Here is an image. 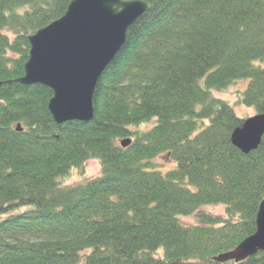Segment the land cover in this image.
<instances>
[{"label": "trees", "instance_id": "16d2710c", "mask_svg": "<svg viewBox=\"0 0 264 264\" xmlns=\"http://www.w3.org/2000/svg\"><path fill=\"white\" fill-rule=\"evenodd\" d=\"M71 1L0 0V264H223L255 233L264 135L234 148L244 120L217 96L246 80L237 105L264 114V0H127L148 8L98 80L92 120L57 126L51 91L15 81L28 38ZM89 161L99 176L63 186Z\"/></svg>", "mask_w": 264, "mask_h": 264}, {"label": "water", "instance_id": "95a60500", "mask_svg": "<svg viewBox=\"0 0 264 264\" xmlns=\"http://www.w3.org/2000/svg\"><path fill=\"white\" fill-rule=\"evenodd\" d=\"M147 8L140 1L72 0L61 18L28 38V60L23 76L15 83L39 85L51 91L47 110L57 126L67 122L89 123L98 80L124 45L128 29ZM3 84L0 82V87ZM16 131H20L19 125ZM263 135L264 114H258L244 120L232 132L230 142L247 155L258 148ZM130 143L125 139L120 145L127 148ZM255 225L253 235L213 261L237 264L264 252V199Z\"/></svg>", "mask_w": 264, "mask_h": 264}, {"label": "rangeland", "instance_id": "374dc122", "mask_svg": "<svg viewBox=\"0 0 264 264\" xmlns=\"http://www.w3.org/2000/svg\"><path fill=\"white\" fill-rule=\"evenodd\" d=\"M248 82L246 80H239L236 81L232 87H229L226 91L222 92L219 94L217 97L227 101L233 107L235 108V113L236 115L243 119L246 120L248 118H251L255 116V112L253 109L245 108L242 105H237L238 104V99H242V94L245 91L247 87ZM159 164H162L161 159H157L156 161ZM100 174V167L97 162L89 161L84 164L83 168L77 171H73L72 174L70 175L69 179H66L63 182V186L69 187L70 185H75L81 182L82 178L86 176L84 179H94ZM83 175V176H82ZM206 212V214H212V215H224L223 207H214V206H206L201 208ZM184 225L191 226L196 223L195 219L189 218L186 219L182 222ZM158 256L161 257L162 254L158 253ZM79 264H81L79 262Z\"/></svg>", "mask_w": 264, "mask_h": 264}]
</instances>
